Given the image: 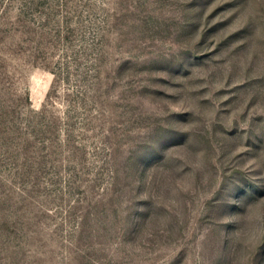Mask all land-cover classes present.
Instances as JSON below:
<instances>
[{"label":"rangeland","instance_id":"obj_1","mask_svg":"<svg viewBox=\"0 0 264 264\" xmlns=\"http://www.w3.org/2000/svg\"><path fill=\"white\" fill-rule=\"evenodd\" d=\"M0 264H264V0H0Z\"/></svg>","mask_w":264,"mask_h":264}]
</instances>
